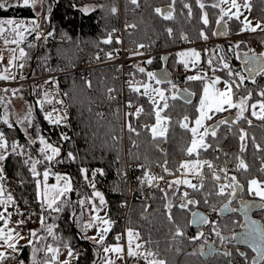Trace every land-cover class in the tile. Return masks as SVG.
I'll use <instances>...</instances> for the list:
<instances>
[{"label":"trees","instance_id":"1","mask_svg":"<svg viewBox=\"0 0 264 264\" xmlns=\"http://www.w3.org/2000/svg\"><path fill=\"white\" fill-rule=\"evenodd\" d=\"M2 3L5 7L0 8V19H30L38 16L35 7L31 4L25 7L24 4L16 1H2ZM166 3H171L175 8L172 19H165L155 11L157 7ZM124 4L126 14L132 17V25H135L128 34V40L134 44H144L151 50H170L168 65L171 69L175 66L173 49L178 47L182 40L186 39L188 44H195L203 41L205 43L206 40L217 37L215 26L221 13L220 6L216 2H206L203 4L204 7L200 6L199 0H138L137 4H133L132 0H125ZM137 5L143 7L140 13L133 11ZM85 6H91V10L85 11ZM113 8L116 9L115 12L112 11ZM249 9L261 24L255 32L244 31L242 33L246 34L237 37L247 51L253 39L264 45V30H261L264 21V0H250ZM205 13H207V24L204 23ZM226 18L225 23L228 25V30L230 28L229 32L236 35L235 30L240 29L242 23L233 17L226 16ZM43 23L46 29L55 31L54 44L39 49L37 31L26 33L21 43V48L26 53L21 56L23 78L29 71L35 75L38 71V63L41 70H54L59 64L66 67L79 65L81 61L79 52L97 55L109 50L115 42L110 32L119 23V0H46ZM168 29L172 30L171 33ZM204 36H207V39H204ZM109 39L110 43L104 42ZM35 53L36 57H34ZM225 55L228 58L232 57L230 62L234 70H241L243 72L241 75L245 76V80L240 81V87H235V99L248 97L250 94L245 115L235 126H231L227 123L221 124L220 121L226 114L236 112L237 107L213 114L212 119L207 120L212 130L208 132L205 144L191 154L188 152L193 140L190 127L198 115L197 102L203 90L202 80L188 79L183 85L194 92L193 100L186 101L174 96L175 99L171 98L168 107L163 109V113L167 116V128L163 135H153L150 131L151 125L156 120L155 105L146 95L133 90L131 100L141 104L143 112L139 116L132 117V127L136 131H129L128 138L135 140L136 147L128 149L127 157H125L121 111H116L105 118L99 113L108 89L118 87L114 66L93 70L90 81H86L85 78L75 80L71 74L65 76L62 92L71 119L68 124L52 129L40 107L35 108L37 99L31 85L25 83L19 86L18 96L27 101V109L31 107L32 114L31 117H23L18 121L13 119L0 121V132L5 133L9 145L16 142L20 146L19 154L13 153L11 147L6 150V159L0 164L3 173L0 174L20 180V185L13 195V208L31 207L35 210L38 222L40 221L39 227H36L39 229L34 230L37 236L32 237V244L28 242L19 250L18 257L23 264H32L33 248L40 249L37 260L51 258L46 248L52 244L67 245L75 251L76 260L72 264H95L96 260L99 264L102 260V256L98 259L100 250L113 242L117 233H121L122 236L126 228L138 230L144 249L154 252L157 258L165 261V264H242L243 260H246L247 264H253L254 249L238 244L232 238L241 228L242 216L239 211L220 214V219L214 227H210L207 223L195 226L190 221L192 213L200 208L209 216L219 213L220 209L232 199V196L228 195L233 191L232 189L221 195L220 185L217 182L202 179L196 189L191 188L187 191L188 196L181 199L177 198V195L170 194L160 184L154 186V192L147 188L153 182L148 180L149 176L163 177L164 183L169 185L172 178L177 175L178 168L188 159L200 158L203 163L210 162L212 167H207L205 172L212 176L216 175L218 173L216 168L222 165V160L214 151V147L224 143L227 147L229 145L227 154L229 162L233 165L231 167L233 177L242 185L238 197L231 201V208L236 209L239 198L254 197L248 189L250 180L253 178L264 180V119L253 118L249 114V105L254 98L253 87H261L263 81L260 85L255 79L248 78L237 58L230 56L229 53ZM161 64L162 55H159L148 63L144 72L137 70L134 83L138 78L145 80L147 74L153 73L162 66ZM227 70L229 71L221 68L218 71L224 73ZM88 82H91V87L88 86ZM185 123L188 125L187 128L182 127ZM9 124L12 127H9ZM228 127H230L229 133H227ZM213 129L215 136L212 135ZM63 132H66L67 139L60 135ZM41 136L60 149V154L51 161L45 160L44 156L47 154L40 152ZM27 148L35 154V162L40 161L36 164L39 176H34L31 171L34 160L26 155ZM68 153H72L75 159L69 158ZM241 160L247 165L246 168L240 166ZM127 162L130 163L131 181L127 177ZM85 169L87 175L93 178L95 186L104 193L106 214L112 223L102 243L89 239L84 229H81V226L88 225L90 217L84 203L91 192L83 186L82 176L85 175L83 172ZM157 169L158 173H156ZM44 170L52 171L54 174L57 171H66L71 176V190L60 197L54 205L60 207L61 210L58 212L48 208L38 192L37 180L43 179ZM131 184L133 192H131ZM129 198H131L130 204L125 214L124 204ZM186 200H195L198 203L190 204L185 209L180 208ZM254 215L264 223V207L256 210ZM124 218L125 227L122 224ZM49 226L52 227L51 233L47 231ZM207 227L213 232L212 235L204 233ZM178 228L183 235L177 234ZM213 229L220 232L219 237ZM201 232L204 235L194 239ZM229 236L230 240L227 239ZM41 237L43 239H40ZM221 237L226 239L221 240ZM241 253L245 255L242 256ZM10 261L11 259L7 264Z\"/></svg>","mask_w":264,"mask_h":264},{"label":"built area","instance_id":"2","mask_svg":"<svg viewBox=\"0 0 264 264\" xmlns=\"http://www.w3.org/2000/svg\"><path fill=\"white\" fill-rule=\"evenodd\" d=\"M41 4L44 6L46 0H40ZM120 7V21L118 27H114L111 31V36L114 37L115 42L112 47L107 50L105 53L97 54V55H88L85 53H80V64L79 65H71L64 66L60 64L57 69L54 70H41L40 63H38V71L35 75H31L30 77H15L13 79L3 80L0 79V118L8 111L10 104L7 99V95H18L19 86L25 83H29L34 91L35 98L37 101L41 102V110L46 119L47 123L50 125L51 129L54 127H60V125L68 124L71 119V113L68 108V104L65 100V97L62 92V84L64 82L65 76L67 74H71L75 80L80 78H85L86 81H90L92 79L91 72L98 68H105L109 66H114L116 68V80L118 82L117 89L114 87H110L105 96L104 103L100 106L99 110L101 111L102 116L105 118L108 115H112L114 112L121 110L122 115V132H123V140L125 144V150L129 147H136V142L133 139L128 138V124L132 122V117L136 116V112L139 108L142 107L141 104H137L131 100L133 85H134V75L139 68H145L148 65V61H152L157 56L164 54L167 50H156V49H148L144 44H134L132 41L128 40V34L132 31V17L130 15H125L124 0H119ZM143 9L142 5H137L133 9L134 13L139 12ZM27 26L31 28L32 22L28 23ZM264 30V21L263 28ZM26 31L24 32V34ZM48 33H52V35H48ZM37 35L40 36L39 39V49L46 45H53L55 41V31L53 29H46L43 23V20L39 23V28L37 30ZM143 45V47H140ZM188 43L186 39L182 40L180 45L174 48V51H177L178 48H182L187 46ZM251 46L255 49L256 54L264 53V45L259 42L257 39H253L251 42ZM170 51V50H168ZM111 54L109 57L108 54ZM97 57H99L97 59ZM190 71L185 69L182 65L179 66L175 64L172 69V78L171 82L176 85H183L187 80ZM132 82L130 85L129 82ZM263 81V77L259 74L256 77V82L261 85ZM7 89V91H5ZM47 93V98H45V94ZM63 101V103H60ZM131 105V106H129ZM143 108V107H142ZM51 113L52 120L47 118L48 114ZM131 113V115H129ZM58 117H65L59 121V123H55L53 121L57 120ZM132 125V123H131ZM227 132H230V129H227ZM66 133H62L64 137ZM214 151L221 157L222 165L216 168L218 172L216 175H208L205 172V169L208 167L206 163L202 168L203 170L200 173H185L184 167L181 165L178 169L177 178H189L190 182L195 185H199L200 180L202 179H211L218 184L221 185H229L234 184L231 180L233 177V173L231 171V165L228 162V148L227 144H222L215 146ZM4 161V160H3ZM0 161V164L3 163ZM128 173L130 172V163L127 162ZM158 173V169L156 170ZM220 176V180H216L215 177ZM4 184L6 190L9 194L14 195L16 193L17 183L14 177H3ZM184 180H181L180 183H177L176 194L177 198H183L184 193L190 190L191 187L188 184L183 183ZM165 178L160 179V177L156 176L155 180L147 187L154 192V186L160 184L162 187L165 186ZM231 188H225V192L230 190ZM131 192H133L132 184H131ZM131 198H129L128 202L124 204L125 206V214L128 211L129 204ZM17 220H24V224H19V228L21 232L29 234L30 231H33L38 225V219L35 214V210L31 207H19L16 210ZM220 219V214L214 213L208 217L209 223H207L210 227H214L216 222ZM125 218L123 219V225L125 227ZM125 230V229H124ZM204 233L213 234V232L207 227L204 229ZM124 235V231L123 234ZM14 255V259H11L9 264H21V261L18 257ZM74 259L76 256V252L73 251ZM135 264H145L142 259H137ZM243 264H247L246 261H243Z\"/></svg>","mask_w":264,"mask_h":264},{"label":"rangeland","instance_id":"3","mask_svg":"<svg viewBox=\"0 0 264 264\" xmlns=\"http://www.w3.org/2000/svg\"><path fill=\"white\" fill-rule=\"evenodd\" d=\"M8 2L7 0H0V2ZM19 3L23 4V0H16ZM39 1L40 0H36V4H35V9L37 10L38 16L35 17V19H31V20H25V19H15V18H9L12 20L17 21L18 23H25L28 24L30 21L32 22L33 20H36L37 23L39 24V20H40V12L38 10L39 8ZM125 1V0H124ZM201 3H205L207 0H205L204 2L202 0H199ZM213 3L216 2V4H219L220 6V13L221 16H223V19L221 20V23H225L227 21V18H236L237 20H239L242 23V27L240 29H236L235 31L237 32L236 35L231 34V32H229V30H227L224 34L221 35H217V37H215L214 39L211 40H206V44L204 41L203 42H198V43H193V44H188L187 46L182 47L181 49L178 48L177 51H175L174 56H173V61H174V65L175 64H179L182 65L185 69H187L188 71H190V74L188 77L190 76H200L202 77L201 79L198 80H202L203 81V90L206 86H210L212 85L213 80H215L217 77H219L220 82L215 84L214 87H210L209 88V92L210 94L215 90L218 89L220 91H224L225 90V83L224 81H232L234 80L236 82V84H240V80L238 76H232L229 77L228 75V70L227 72L224 73H220L218 70L223 67L224 63H227L230 67V69L235 73H240L242 74L243 72L241 70H234L235 68L233 67V65L231 64V59L232 57H229L225 55V53H229L230 56H235L237 58V60L239 61V58L244 54V53H248V51L253 54L255 52V49L253 48V46L248 47V51L247 49L243 48V46L241 45V42H239L237 40V37L241 34H246V33H242L244 32V26L246 23L250 22L252 27H255L256 25H260L261 22L258 21V19L252 14V12L250 11V0H236V4L239 6L237 7H233L232 4V0H213L211 1ZM41 3V2H40ZM30 4H31V0H30ZM84 9L87 10H91V6H85ZM223 10V11H222ZM224 13H227V15H225ZM238 17V18H237ZM8 18H4V19H0V22L2 21H6L9 20ZM43 19V18H42ZM226 24V23H225ZM4 27L6 29H9L11 26L4 24ZM232 29V28H231ZM38 30V29H37ZM252 32V31H250ZM25 37V34H23V39ZM23 39L20 38V36L16 35L15 33L11 32V31H6L3 35H0V57H2V60H0V75H6L9 77V79H13V77H21L22 76V71H21V43L23 41ZM5 40L9 41V43H5ZM16 40L18 41V43H12L11 41ZM227 43V44H226ZM236 45H239V48L236 47ZM193 50H195L196 52L199 53V59L197 60L195 57L191 56V55H185V56H181L179 55L180 53H191ZM239 54V58L238 55ZM220 57H224L223 60L220 59ZM13 58H15L13 60ZM228 58V59H227ZM211 60L212 63L209 64L208 61ZM10 61H12V63H10ZM236 64V63H235ZM5 69H7V71H5ZM227 69V68H225ZM263 77V84L261 87L258 88V86H254L253 87V94H254V98L251 100L252 102L249 105V109H250V113L251 116L253 118H260L262 116H264V111H261L260 108V104L264 103V96H261L260 93L262 91H264V74H260ZM256 80V79H255ZM148 84L151 87L148 89V94H144V87L143 85ZM172 85H175V89H173ZM135 87H139L141 93H143L144 95H146L152 102L153 99L155 100V109H156V116H157V112H159L160 115V122L159 124L157 123V118L154 122L153 125H151V129L153 127H155L157 129V134H159L162 130H165L167 128V116L163 113V105L165 103V100H162L159 95L155 92L152 91V89H160L164 92L165 97L167 98V104L170 103V100L172 98V96H179V94L181 93V88L183 86L181 85H176L175 83L168 82L167 84H163V83H156V80L154 79H149L148 75L147 78H145V80H142L141 78H138L136 80V82L134 83ZM202 90V93H200L199 98H198V115L196 116V118L194 119L192 125H191V129L196 127L195 121L196 119L199 118V108H200V100L204 97V91ZM233 102L237 103L238 99H235V85L233 86ZM194 98V92H191V98L189 101H191ZM39 107H41V102H37ZM255 105L256 107L253 109L251 106ZM225 110L231 107H228L227 105H224ZM32 109V108H31ZM29 110L27 112V116L31 117V113L32 110ZM255 111L256 115H252V112ZM216 112L213 110L212 112L209 113V115H213ZM30 115V116H29ZM6 116V115H5ZM5 116L3 118L0 119L3 120L5 119ZM210 125L207 123V120H205L203 122V124L197 129V133L196 136H193V139L195 138L197 141V148L195 151L193 152H197L198 149L202 146L203 143H205L204 141L206 140V137L208 135V132L210 133L211 131L209 130ZM151 131V130H150ZM166 131H164L165 133ZM193 135V133H192ZM43 137V136H42ZM48 144H51L53 146V144L51 142H49L45 137H43ZM193 141V140H192ZM222 145V144H221ZM125 146V144H124ZM43 147V145H42ZM53 147H57V146H53ZM192 147V143L191 146ZM228 153H229V145H228ZM25 153L28 157L32 158L35 162L36 157L35 154L33 153V151L29 148H27L25 150ZM48 155H51V150L49 149L46 152ZM4 155L6 154V151L3 153ZM228 160V159H227ZM229 162V160H228ZM187 164L188 167H184V172L185 173H193V174H197L198 172H200L203 168V165H205L206 163H203V161L200 158H194V159H188L187 161H185L184 165ZM229 164L231 165L230 167H232L233 165L229 162ZM137 166V165H136ZM49 172V176H48V180H47V186L49 188L48 191V195H55V191L54 189H52V186L57 185V175L59 176H63V177H69L70 181H71V185H72V179L70 174L66 171H57L55 172V174L52 171L49 170H44ZM232 171V170H231ZM43 172V173H44ZM43 175V174H42ZM56 176V177H55ZM128 177V176H127ZM55 178V182L53 184H50L53 182V179ZM153 178L152 176H149L148 179H150L151 181H154L155 179H151ZM129 179V177H128ZM83 180V186H85V188L87 190H90L91 192L89 193V196L86 198V208L89 211L90 215H92L91 212V207L95 204V198H93V195L95 194V192H100L101 194H103V192L101 190H99L98 187H92V185L94 184L93 178L89 177L87 175V178H85L84 175V179ZM172 178V181L169 183V185H165L164 187L167 189V191H169L170 194H173L176 192L175 188L177 187V183L173 184L175 181L180 180V179H176L174 180ZM185 180L190 181L189 178H185ZM20 181V180H19ZM130 181V179H129ZM3 182V181H2ZM65 184L64 180L59 181V187H63ZM95 185V184H94ZM260 185L262 187H264V183H260ZM45 191V182L42 179L40 181V184L38 186V192L40 193V196L42 193H44ZM4 196H9L8 194L4 193ZM92 195V196H91ZM104 195V194H103ZM43 198V195H42ZM105 198V196H104ZM101 204V203H99ZM105 204L106 201L104 200V204H101V208L96 210L94 212V215L91 216L92 218H90V223L92 224V220L95 217H98L99 219L96 220L95 224H92V227H86V225L81 226V229H84V232L86 233L87 236H89L90 238L96 240V239H100V233L104 230V229H108L106 235L109 232V225L108 224H104L102 221L103 220H108L107 214L105 213ZM9 207H11V205H9ZM111 223V222H110ZM89 224V222H88ZM48 229V227H47ZM132 229V228H126L124 230V235L121 236V233H117L115 236H119L120 237V241H117L115 243H120V245H126V247L128 248V235H126V232L128 233V230ZM134 233H139L138 230L136 229H132ZM94 234V235H93ZM105 235V236H106ZM140 235V233H139ZM104 236V237H105ZM105 239V238H104ZM32 240V237H31ZM115 240H117L115 238ZM115 243H110L109 246L114 247ZM141 244L143 246L141 237L139 236V239L133 240V249H135V244ZM51 247L58 249V255L56 257L55 260L52 261V264H63L64 261L68 260L70 261V264H72L73 262H75L76 259H74V255H72L71 257H69L68 252L69 249H71L69 246L67 245H56V244H52ZM106 247V246H105ZM128 250V249H127ZM140 252H145L146 250L144 249V246L137 250ZM51 258L53 256V253H51ZM73 254V251H72ZM117 255L115 252H112L111 255L108 257L105 254V257L101 260V262L99 264H106V262L108 260H112L115 262V264H123V254L121 253L120 256H115ZM122 257V258H120ZM51 258H49L48 260H50ZM70 258V259H69ZM141 258H143L141 256ZM151 259V258H150ZM155 259L157 260H161L159 258H157L155 256ZM145 260V259H144ZM145 264H147V260H145Z\"/></svg>","mask_w":264,"mask_h":264},{"label":"snow or ice","instance_id":"4","mask_svg":"<svg viewBox=\"0 0 264 264\" xmlns=\"http://www.w3.org/2000/svg\"><path fill=\"white\" fill-rule=\"evenodd\" d=\"M132 3L133 4H137L138 3V0H132ZM23 4L25 7H28L29 4H30V0H23ZM35 4H36V0H31V6L32 7H35ZM232 4H233V7H239L237 4H236V0H232ZM201 7H204L203 4L200 5ZM5 7V4L0 2V8H4ZM85 11H87V9H85ZM113 12L116 11L115 8L112 9ZM155 11L164 16L165 19H172V14H171V10H167V14H165V10H162L160 8H157L155 9ZM223 11V10H222ZM225 15H227V13H224ZM238 18V17H237ZM221 19H223V16H221ZM204 23L207 24L208 23V19H207V13L204 14ZM4 24H7L9 26H11L9 29H6L4 27ZM32 27L29 28L27 26V24L25 23H18L17 21L15 20H12V19H9V20H6V21H2L0 22V35H3L6 31H11L13 33H15L16 35L20 36L21 39H23V34L25 31L27 32H35L37 31V29L39 28V24L37 23L36 20H33L32 21ZM130 27H135V25H130ZM260 25H256L255 27H252L250 22L246 23L245 26H244V31H252V32H255L257 30V28H259ZM171 29H168V32L171 33ZM48 35H52V33H48ZM203 35V33H202ZM37 39H40V36L37 35L36 37ZM204 39H207V36H204ZM12 43H18V41L16 40H13L11 41ZM105 43H110V39L109 40H106L104 41ZM5 43H9V41L5 40ZM140 47H143V45H140ZM237 48H239V45H236ZM21 56H24L26 55V53H24V51L21 49ZM109 57H111V54L109 53L108 54ZM179 55L181 56H185V55H191L193 57H195L197 60L199 59V53L196 52L195 50H193L190 54L189 53H180ZM238 55V58H239V54ZM99 57H97L98 59ZM15 58H13L14 60ZM221 60L224 59V57H220ZM0 60H2V57H0ZM10 63H12V61H10ZM148 63H151V61H148ZM209 64L212 63L211 60L208 61ZM244 64L246 65V68L245 70L249 72V78H253L254 75L256 74H264V53H261L259 55H256L255 53H253L252 56H249L247 53H244ZM21 67H23V65H21ZM223 67L224 68H227L229 69L228 71V75L229 77H232V76H238L239 77V80L241 82H243L245 80V76L241 75L240 73H233V71L230 69L229 65L227 63H224L223 64ZM5 71H7V69H5ZM138 71L140 72H144L145 69L143 68H139ZM148 77L149 79H154L156 74L155 73H151L149 72L148 74ZM14 78V77H13ZM202 77L200 76H190L188 77L189 80H197V79H201ZM0 79H3V80H7L9 79L8 76L6 75H0ZM163 81L160 80V79H157L156 80V83L159 84V83H162ZM220 80H219V77H217L215 80H213L212 82V85L210 86H206L204 88V97L200 100V108H199V118L196 119L195 121V124H196V127L190 129V131L193 133V136L195 137L196 136V133H197V129L203 124V122L205 120H210L212 119V116L209 115L210 112H212L213 110L215 112H221V111H224L225 108H224V105H227L228 107H239L240 109V115L243 116V113L245 111V107L244 105L246 104L247 102V99H250V94L248 97H241L240 100H239V103H234L233 102V86L235 85V87L239 88L240 85L239 84H236V82L234 80L232 81H224L225 83V90L224 91H220L218 89H215L211 94L209 92V88L210 87H214L215 84L219 83ZM130 85L132 84V82L130 81L129 82ZM170 83V81H169ZM88 86L91 87V82H88ZM145 91H144V94H148V89L151 87L150 85L148 84H145L143 85ZM173 89H175V85H172ZM133 90L134 91H137L139 92L140 91V88L139 87H135L133 86ZM5 91H7V89H5ZM153 92L157 93L159 95V97L162 99V100H165V103L163 105L164 108H167L168 107V104H167V98L165 97V94L162 90L160 89H152ZM261 96H264V91H262L260 93ZM45 98H47V93L45 94ZM173 99H175V97L173 96L172 97ZM60 103H63V101H60ZM153 103L155 104V100L153 99ZM131 106V105H129ZM253 109L256 107L255 105H252L251 106ZM260 108H261V111H264V103H261L260 104ZM143 112V108H139L136 112V116H139L140 113ZM129 115H131V113H129ZM252 115H256V112L253 111L252 112ZM47 118L49 120H52V116H51V113L48 114ZM157 123L159 124L160 122V115H159V112H157ZM261 119H264V116L260 117ZM62 119H65V117H58L57 120L53 121L55 123H59L60 120ZM185 120L187 121V117H185ZM7 123V121H5ZM221 124L223 123H226V121H220ZM250 123V121H249ZM9 127H12V125L9 124ZM182 127H185L187 128L188 125L187 123L183 124ZM128 129L130 132H135L136 129L132 127L131 123L128 124ZM153 135H156L157 134V129L155 127H153L151 129ZM164 131L165 130H162L159 134L160 135H163L164 134ZM138 135V133H137ZM212 135L215 136V130L213 129L212 131ZM65 139H67V137H65ZM241 139H243V136L241 137ZM39 142L41 145H43V147L40 149V152L42 154H45L49 149L51 150V155H45L44 156V159L45 160H48V161H51L53 160L56 156H58L60 154V149L58 147H53L51 144H48L47 141L41 136L39 138ZM203 146V145H202ZM9 147H11V150L13 153H18V149H19V145L16 143V142H13L11 145H9V142L8 140L6 139L5 137V133L3 132H0V161H3L6 159V156L3 154ZM197 148V141L196 139L194 138L193 141H192V147H190L188 149V152L189 154H191L193 151H195ZM68 156L69 158L71 159H75V157L72 155V153H68ZM37 163H40V161H36L34 162L32 165H31V171L33 173L34 176H39L40 173L37 172L36 170V164ZM205 163L208 164V167H212L211 163L210 162H207L205 161ZM183 167H188L187 164L185 165H182ZM240 166L242 168H246L247 165L244 164L243 160L240 161ZM167 171V169H165ZM84 174H85V178H87V170H83ZM0 173H3V168L0 167ZM101 174H102V171H101ZM95 175V173L93 174ZM48 176H49V172L48 171H45L43 173V180L45 182V191L44 193H42L41 195H43L44 197V201L43 202H46L47 204V207L48 208H51L53 211H60V207L59 206H56L54 207V205L57 204V201L60 199V197H62L66 192L70 191L71 190V181H70V178L69 177H63V176H59L57 175L56 179H57V185H54L52 186V189H54L55 191V195H51L49 196L48 195V191H49V188L47 186V180H48ZM0 179H3L2 176H0ZM153 179H155V177H153ZM160 179H163V177H160ZM216 180H220L221 177L220 176H216L215 177ZM61 180H64L65 181V184L63 187H59V181ZM231 180L234 182V184H229V185H221L220 188H219V194L223 195L225 193V188H231V187H235V188H240L242 187L241 185H239V182L236 181V178L235 177H231ZM174 183H180V181H175ZM183 183H186L188 184L189 187L193 188V189H196L197 188V185L195 184H192L190 181H183ZM40 184V181L37 180V185L39 186ZM202 186V184H201ZM92 187H95V185L93 184ZM249 191L250 193L254 194L255 196H258L261 200H264V187H262L260 185V183L253 179L250 181V188H249ZM3 192V187L0 186V193ZM95 196L97 197H100V203L103 204L104 203V200H103V197L101 195V193L99 192H95L94 194ZM228 195L232 196V197H235L236 196V192L235 191H232L230 193H228ZM184 196L187 197L188 196V193L185 192L184 193ZM9 201H12V197L11 195L8 196L7 198V201H3V200H0V204L4 205V211L7 212V203ZM81 203H83V201H81ZM198 201H195V200H186L185 203L181 204L180 205V208L182 209H185L188 207V205L192 204H197ZM231 201H229V204H226L224 207L232 212H236V211H239L238 209H235V208H230L229 205H230ZM169 207H171V205H169ZM246 205L243 204L242 202V209H246ZM261 207H264V205H261ZM11 215L12 213H8L7 217L4 215V213H0V220H4L5 222H7L8 220L11 219ZM94 219H98V217L94 218ZM169 219H171V216H169ZM245 220L247 221L248 220V217H247V212L245 210ZM104 224H108L109 227H110V221L108 220H103L102 221ZM209 223L207 217H204L202 214L198 213V212H193L192 213V223L195 224V223ZM17 224H24L25 221L24 220H18L16 222ZM41 223L43 224V219H41ZM251 225H256L257 222L256 221H251L250 222ZM93 225L91 223H89L88 225H86V227H92ZM246 227V226H244ZM47 231L49 233L52 232V227L49 226ZM108 229H104L101 233H100V243L103 242L104 240V236L106 235ZM213 231H215V234L219 237L220 236V232L219 231H216L215 229H213ZM258 232L259 233V246L254 248V250L257 252V255L259 256V261H256L254 260L253 261V264H264V228H258V229H251V230H247L246 228V231L244 233V237L243 238H248V237H252L254 236V234ZM177 234L178 235H183V232L179 230V228L177 229ZM128 255L131 256V257H140L142 256L145 260H147V264H165V261L164 260H157L155 259V256L156 254L152 251H145V252H140V251H137L139 249H141L143 246L139 243L135 244V249H133L132 245H133V240L136 239L138 240L139 239V233H134L132 229H129L128 230ZM204 234L201 232L199 233V235L197 237H195L194 239H199L200 237H202ZM30 236L31 237H36L37 236V233L35 231H30ZM237 238H240L238 236H234L233 239H237ZM24 239L23 236H21L19 234V232L16 230V229H8L7 232H5V229L4 228H0V248H3V247H6L8 249H11L12 252H16L18 249H17V245L19 243V240H22ZM40 239H43V237H41ZM120 237H117V240H119ZM226 238L224 237H221V240H224ZM29 244H32V240L29 239ZM40 251V249L38 248H33V252H32V264H52V261L56 259L57 255H58V249H55L51 246H48L46 248V252H51L53 253V256L50 260L46 259V260H37V253ZM103 251L105 253H110V252H115L118 256H120V254L123 252V249L122 247L120 246H116V247H106L103 249ZM201 254H203V251H201ZM68 255L69 257H71L73 254H72V251L71 249H69V252H68ZM225 255H231V253H225ZM241 255H245L244 253H241ZM15 257L11 255V253H8V252H5V251H0V264H5L6 261L10 260V259H14ZM122 258V257H120ZM151 258V259H150ZM22 264V262H21ZM63 264H70V261L66 260L63 262ZM106 264H115L114 261L112 260H108L106 262Z\"/></svg>","mask_w":264,"mask_h":264},{"label":"water","instance_id":"5","mask_svg":"<svg viewBox=\"0 0 264 264\" xmlns=\"http://www.w3.org/2000/svg\"><path fill=\"white\" fill-rule=\"evenodd\" d=\"M157 8H160L162 10H165V12L167 10H171V13H173L174 12V9H175L172 4L162 5V6H159ZM51 15H52V13H51ZM227 30H228V25L227 24H225V23L220 24L219 23L216 26V28H215V34L221 35V34H224ZM247 54L249 56H252L253 55L250 52H248ZM36 56H37V54L35 53L34 57H36ZM170 57H171V52L170 51H167V52H165L162 55V64H161L162 66L159 67V68H157V69H155V71L153 72V73L156 74V76H155L156 79H160L163 82H169V81H171V78H172V70H171V68L168 65V62H169ZM245 68H246V65L243 64V71L246 73V76L249 78V72L246 71ZM31 75H32V71H29L28 74H27V76L30 77ZM256 75H254V77L253 78H250V79H254ZM191 92L192 91L191 90H188V88L182 87L181 88V93L179 94V97H181L182 100L184 99L186 101H189L190 98H191ZM239 100H237L238 101L237 104L239 103ZM245 112H246V109H245L244 113ZM244 113H243V116H241L240 115V109H239V107H237L236 112H232V113L226 114L225 116H223L221 118V121H226L227 124H229L231 126H235L236 123L240 119H242L244 117V115H245ZM263 171H264V168H263ZM239 185H241V184L239 183ZM235 190H236L235 191L236 192V196L235 197H232V199L237 197V195L241 191V187L240 188H236ZM242 202H243L244 205L247 206L246 209H242ZM227 204H229V202ZM263 204H264V200H261L260 198H257V197H245V198L239 199V203H238V206L236 207V209H238L239 212L241 213V215L243 216V218H242L243 220H242V222L240 224L241 228L238 231H236L234 233V235H233V237L234 236L240 237V238H237V239H233L236 243L241 244V245H247V246H249V247H251L253 249L259 246V238H258L259 237V233L258 232H256L254 234V236H252V237H248V238H243V237H244V233L246 231V228H247V230L264 228V223L262 222V220L259 219V218H257L254 215V212L256 210L262 208L261 205H263ZM224 206L219 211L221 214H226V213H228L230 211V210L226 209ZM245 210L247 212V217H248V220L247 221L245 220ZM194 212H198V213L202 214L204 217H207L208 218V214L205 211H203L201 208L195 210ZM253 220L257 222L256 225H251L250 222L253 221ZM73 221H74V217H73ZM190 221H192V218H191ZM202 224L203 223L197 222V223H195L193 225L200 226ZM244 226H246V227H244ZM100 256H101V253L98 254V259H99ZM253 258L256 261H259V256L257 255V252H256L255 257H253ZM97 263H98V260L95 261V264H97Z\"/></svg>","mask_w":264,"mask_h":264},{"label":"crops","instance_id":"6","mask_svg":"<svg viewBox=\"0 0 264 264\" xmlns=\"http://www.w3.org/2000/svg\"><path fill=\"white\" fill-rule=\"evenodd\" d=\"M8 2H12V1H16V0H7ZM16 2H18V1H16ZM38 10H39V12H40V20H39V23L43 20L42 18H44V15H45V9H44V6L40 3V1H39V8H38ZM36 12H37V10H36ZM38 14V13H37ZM22 19H25V20H31V19H35V18H30V19H26V18H22ZM31 22V21H30ZM29 22V23H30ZM39 107V105H38V103H36V106H35V108L36 107ZM27 101L26 100H24V99H22L20 96H16L14 99H12V107H11V111L9 112V113H7L6 114V116H5V120H11V119H13V120H16V121H18V120H20V118H23V117H28L27 115V112L31 109V107H29L27 110ZM32 114V113H31ZM30 116V115H29ZM206 141V140H205ZM205 143H203L202 145H204ZM47 154V153H46ZM48 155V154H47ZM0 176H2V177H4V175L3 174H0ZM56 177V176H55ZM83 178H84V176H83ZM187 178V177H186ZM177 179V177H175L174 178V180H176ZM253 179H255V180H257L259 183H264V180H259V179H256V178H253ZM252 179V180H253ZM149 180V179H148ZM173 180V181H174ZM3 181V182H2ZM251 181V180H250ZM55 182V178L53 179V182L52 183H50V184H53ZM173 184H176V183H173ZM0 186H2L3 187V192L4 193H6V194H8V195H10L8 192H7V190H6V187H5V184H4V180L3 179H0ZM71 188H72V185H71ZM249 188H250V182H249ZM248 188V189H249ZM100 190V189H99ZM3 192L2 193H0V200H3V201H7V198H8V196H4V194H3ZM100 193V192H99ZM104 194V193H103ZM103 194H101L102 195V197H103V200H105L106 201V199L104 198V196L105 195H103ZM11 197H12V201H9L8 203H7V212H5L4 211V205H2V204H0V213H4V215L7 217V215H8V213H12V215H11V219L10 220H8L7 222H5L4 220H0V228H4L5 229V232H7V230L8 229H16L18 232H19V234L21 235V236H23L24 237V239H22V240H19V243H18V245H17V251L16 252H12V250L11 249H8V248H6V247H3V248H0V251H5V252H8V253H11V255H17L18 253H19V250L21 249V247L23 246V245H25L26 243H28L29 242V239L31 238V236L29 235V234H26V233H23V232H21V230H20V228H19V224H17L16 222L18 221L17 220V218H16V213H15V210L16 209H14L13 208V206H12V202H13V195H11ZM93 198H95V204L91 207V212H92V215H90V217H89V223H90V218H92L91 216H93L94 215V212L96 211V210H98V209H100L102 206H101V204H99L100 203V197H97V196H95V195H93ZM43 201H44V197H43ZM86 201L87 200H85V204H86ZM104 204V203H103ZM9 205H11V207H9ZM105 213H106V204H105ZM90 214V213H89ZM96 218V217H95ZM99 219V218H98ZM96 220L97 219H94L93 218V220H92V224H95L96 223ZM39 224H40V221H39ZM39 224H38V227H39ZM111 224L112 223H110V227H111ZM36 229V228H35ZM39 229V228H38ZM38 229H36V230H38ZM109 231H110V228H109ZM125 234V233H124ZM94 235V234H93ZM126 235H127V232H126ZM89 239H91V240H94V239H92L93 237H95V236H92V238H90L89 236H87ZM106 237V236H105ZM117 237H119V236H117ZM117 237H115L116 239H117ZM94 241H100V239H96V240H94ZM117 241H120V239L119 240H113V242L112 243H115V242H117ZM0 243H2V242H0ZM110 245V243L109 244H107V245H105L106 247H111V246H109ZM103 247L102 248V250H100L101 251V256H102V259L105 257V254H106V256H110L111 255V253L112 252H110V253H105L104 251H103V249L104 248H106V247ZM116 246H120V247H122V249H123V252H122V254H123V264H135V260H136V258H139V257H131V256H129L128 255V248L126 247V245H120V243H115V245H114V247H116ZM71 251H72V249H71ZM116 257L118 256V255H115ZM141 257V256H140ZM70 259V258H69ZM129 259H130V261H129ZM5 264H7V261L5 262Z\"/></svg>","mask_w":264,"mask_h":264},{"label":"bare ground","instance_id":"7","mask_svg":"<svg viewBox=\"0 0 264 264\" xmlns=\"http://www.w3.org/2000/svg\"><path fill=\"white\" fill-rule=\"evenodd\" d=\"M125 5V4H124ZM119 7H120V3H119ZM123 9H124V7H123ZM124 11H125V9H124ZM125 15H129V14H126V11H125ZM119 21H120V12H119ZM118 25H119V23H118ZM118 27V26H117ZM114 29V28H113ZM112 29V30H113ZM111 30V31H112ZM110 35H111V32H110ZM146 46V45H145ZM147 47V46H146ZM148 48V47H147ZM149 49V48H148ZM80 53H84V52H79V56H80ZM87 54V53H86ZM60 65V64H59ZM59 65H58V67H59ZM57 67V68H58ZM16 96H14V95H7V99H8V101H9V104H10V107H9V109H8V111L1 117V118H3L7 113H9L10 111H11V107H12V99H14ZM137 104H139V103H137ZM102 105V104H101ZM119 111V110H118ZM121 111V110H120ZM99 113H100V115H102L101 114V111H99ZM0 118V119H1ZM63 133H66V132H63ZM61 136H62V134H60ZM63 137V136H62ZM64 137H66V135L64 136ZM63 137V138H64ZM225 144V143H224ZM130 148V147H129ZM129 148H127L126 150H125V157H127V152H128V149ZM222 160V159H221ZM126 166H127V163H126ZM135 167H136V164H135ZM127 169H128V166H127ZM127 176L129 177V179H130V181H131V179H132V174H131V171L127 174ZM11 177H13V176H11ZM15 178V177H14ZM82 178H83V176H82ZM16 180V183H17V186H19L20 185V181L17 179V178H15ZM84 179V178H83ZM18 188V187H17ZM17 190V189H16Z\"/></svg>","mask_w":264,"mask_h":264},{"label":"flooded vegetation","instance_id":"8","mask_svg":"<svg viewBox=\"0 0 264 264\" xmlns=\"http://www.w3.org/2000/svg\"><path fill=\"white\" fill-rule=\"evenodd\" d=\"M202 1L204 2L205 0H202ZM211 1H213V0H209V1H206V2H211ZM206 2H205V3H206ZM200 3H201V2H200ZM211 3H213V2H211ZM166 4H171V3H166ZM166 4H164V5H166ZM201 4H204V3H201ZM161 6H162V5H161ZM174 11H175V9H174ZM165 14H167V11L165 12ZM171 14H172V17H173V16H174V12L171 13ZM221 20H222V19H221V16H219V19L217 20L216 26H217L219 23L222 24V23H221ZM226 24H227V23H226ZM216 26H215V28H216ZM238 62H240V65L242 66V69H243V64H244V54L239 58V61H238ZM246 97H247V96H246ZM246 103H247V102H246ZM244 107H245V105H244ZM209 130L211 131L212 129H209ZM239 193H240V192H239ZM254 197L259 198L258 196H255V195H254ZM236 198H237V197H236ZM233 199H235V198H233ZM233 199H232V200H233ZM232 200H231V201H232ZM238 203H239V202H238ZM230 205H231V204H230ZM230 205H229V206H230ZM263 205H264V204H263ZM230 208H231V206H230ZM258 210H259V209H258ZM240 214H241V213H240ZM241 216H242V215H241ZM242 218H243V216H242ZM242 218H241V219H242ZM242 220H243V219H242ZM241 222H242V221H241ZM230 238H231V237H229L228 240H230ZM255 255H256V252H255ZM254 257H255V256H254Z\"/></svg>","mask_w":264,"mask_h":264}]
</instances>
